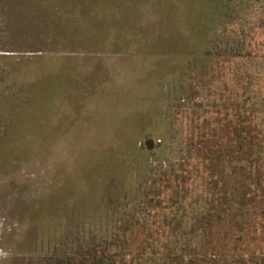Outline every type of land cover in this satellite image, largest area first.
<instances>
[{
  "label": "rangeland",
  "instance_id": "rangeland-1",
  "mask_svg": "<svg viewBox=\"0 0 264 264\" xmlns=\"http://www.w3.org/2000/svg\"><path fill=\"white\" fill-rule=\"evenodd\" d=\"M230 1L226 21L249 23L251 43L239 49L232 47L237 33H223L220 11L193 36L189 0H0V264H42L69 220L77 234L80 186L90 194L92 185H106L112 163L127 183L164 164L159 133L167 128L154 104L182 120L191 104L217 109L243 99L264 115V0ZM56 84L62 93L53 95ZM33 92L39 105L25 115L20 100ZM128 95L134 102L126 103ZM20 119L37 133L44 128L40 146L31 135L29 148L14 149ZM96 156L101 166L92 179L80 167Z\"/></svg>",
  "mask_w": 264,
  "mask_h": 264
},
{
  "label": "trees",
  "instance_id": "trees-1",
  "mask_svg": "<svg viewBox=\"0 0 264 264\" xmlns=\"http://www.w3.org/2000/svg\"><path fill=\"white\" fill-rule=\"evenodd\" d=\"M189 3L193 36L204 31V21L214 22L210 20L220 11L223 33H237L232 47L239 49L251 43L244 29L248 22L238 21L233 27L226 21V11L230 9L227 3L233 1ZM225 42V48H230ZM180 74L178 70L179 79ZM43 83L39 81L37 86L41 88ZM61 87L56 84L51 94H61ZM182 87L179 92L183 95ZM158 88L155 100L160 99V103L164 90L161 85ZM38 95L33 92L28 99L20 100L25 103V115L32 114L39 105L35 100ZM129 95L126 103L130 104L134 101ZM144 100V105L151 103L150 99ZM170 105L165 104L166 108ZM216 106L217 109L191 104V113L180 120L175 118L179 113L167 114L154 104L152 114L167 128L166 136L159 133L163 143L158 159L165 160L164 164L151 168L147 177L144 173L135 175L136 180L127 183L125 172L116 171L112 163L109 169H103L109 177L106 185H92L90 194L80 186L77 204L84 212L83 219L77 222V234L71 235L68 230L69 220L65 231L53 237V245L42 255L41 263L264 264L263 111L260 105L248 107L243 99ZM36 128L30 119H20L13 135L14 149L29 148V142L35 141L31 135H38L40 146L44 128L40 126L38 133ZM170 137V142L165 143ZM164 152H168L166 158H162ZM97 158L80 167L92 179L101 166ZM105 214L106 220H99ZM63 215L66 219L68 213ZM63 241L72 244L66 250L59 249Z\"/></svg>",
  "mask_w": 264,
  "mask_h": 264
},
{
  "label": "water",
  "instance_id": "water-1",
  "mask_svg": "<svg viewBox=\"0 0 264 264\" xmlns=\"http://www.w3.org/2000/svg\"><path fill=\"white\" fill-rule=\"evenodd\" d=\"M145 146L148 150H152L155 148V141L152 138L145 140Z\"/></svg>",
  "mask_w": 264,
  "mask_h": 264
}]
</instances>
